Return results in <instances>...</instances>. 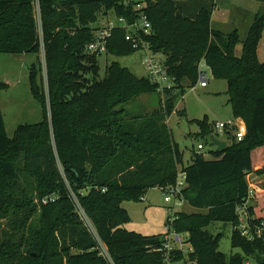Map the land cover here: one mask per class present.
I'll return each mask as SVG.
<instances>
[{
    "label": "trees",
    "instance_id": "16d2710c",
    "mask_svg": "<svg viewBox=\"0 0 264 264\" xmlns=\"http://www.w3.org/2000/svg\"><path fill=\"white\" fill-rule=\"evenodd\" d=\"M39 6L41 29L34 0H0V53H43L46 71L43 76L40 63L31 68L41 123L20 125L10 138L0 108V264H162L160 250L172 233L187 234L184 246L191 248L188 255L174 249L173 264L250 259L264 264V234L253 240L243 236L238 211L248 202L247 177L264 174V163L256 158L264 153V62L258 57L264 16H256L238 57L239 32L225 34L212 26L214 0H39ZM141 12L153 29L146 40L164 56L174 80L171 89L160 92L149 78H138L117 62L108 64L102 77L100 57L88 51L101 14L132 21ZM125 34L114 31L107 56L137 52ZM203 63L215 80L227 83L228 105L233 118L244 122L246 136L237 141L226 132L225 150L216 149L208 160L193 149L185 166L167 119L180 96L198 84ZM6 87L0 82V91ZM145 95L159 98L151 113L128 108ZM191 123L199 127V138H221L207 117ZM180 171L186 175L181 198L199 212H177L167 221V234L127 231L131 220L123 204L141 201L151 189L175 186ZM263 199L245 210L253 233L264 224ZM214 223L233 227L232 248L242 253L220 252L222 234L209 231ZM98 239L111 262L101 256Z\"/></svg>",
    "mask_w": 264,
    "mask_h": 264
},
{
    "label": "rangeland",
    "instance_id": "374dc122",
    "mask_svg": "<svg viewBox=\"0 0 264 264\" xmlns=\"http://www.w3.org/2000/svg\"><path fill=\"white\" fill-rule=\"evenodd\" d=\"M143 2L144 0H135ZM216 8L212 17L213 28L225 34L238 31L241 43L236 48L238 57L242 54L243 42L246 40L250 28L257 15L264 16V3L259 0H214ZM108 15H100L98 24L95 27L105 25ZM260 60L264 62V33L260 44ZM145 53L137 51L133 55L116 57L101 56L99 58L101 76L105 75L106 66L112 62H117L121 66L129 69L138 78H148V74L143 66ZM161 59L163 55L159 54ZM42 65L43 76L46 75L44 54L9 55L0 53V82L7 87L0 91V108L4 119L5 129L8 136L13 137L16 129L24 124H38L43 121V107L32 94L31 68L34 65ZM45 78V77H44ZM227 83L215 80L209 70V85L207 88L197 84L194 88L188 89L186 94L178 99L175 112L167 119V124L172 131L175 142L184 152L185 165L190 160L193 149L199 144L204 145V153L207 159H211V152L217 148L211 141L199 138V127L191 123L194 120L208 118L210 123L225 122L232 119V108L228 105L226 95ZM159 98L157 95L141 96L128 108L140 112L145 108L152 112L158 107ZM186 113L182 115V113ZM225 138L224 136L219 139ZM232 141L229 140V145ZM264 163V153L256 155ZM261 176V175H257ZM264 177V174L262 175ZM252 188V174L247 177ZM253 189V188H252ZM255 199L250 200V205H258L257 197H264V182L256 184L254 187ZM165 194L162 190L155 188L147 192L139 202H125L123 208L128 211L130 223L125 225V229L130 232L139 233L144 236H156L167 234L169 229L167 221L172 216L171 207L164 201ZM264 206V199L262 201ZM190 208L184 205L179 211L186 212ZM193 213L199 210L192 208ZM4 228L6 223L3 222ZM7 229V227L5 228ZM209 231L214 235L222 234L220 240V252L227 256L242 253L239 249H233L231 239L233 227L229 224L214 223L209 227ZM172 235V234H171ZM183 239H188V235H181ZM175 246H179L176 245ZM107 249V248H106ZM190 246H185V254L188 255ZM100 251L102 252L101 248ZM108 252V251H107ZM102 256V255H101ZM106 256V255H105ZM104 257V256H102ZM109 261V260H108ZM177 264H187L181 262ZM188 264H191L188 262ZM248 264H258L250 259Z\"/></svg>",
    "mask_w": 264,
    "mask_h": 264
},
{
    "label": "built area",
    "instance_id": "2783aa9c",
    "mask_svg": "<svg viewBox=\"0 0 264 264\" xmlns=\"http://www.w3.org/2000/svg\"><path fill=\"white\" fill-rule=\"evenodd\" d=\"M135 0H126L127 3ZM137 2V1H135ZM35 13L38 19V25L41 29L40 22V6L39 0H34ZM143 3L137 5L138 11L143 10ZM108 19L103 26L97 27L98 29L95 32V39L89 45L88 51L90 54L101 56H107L108 54V45L109 41L113 36V33L116 29H121L125 31V40L130 43L132 48L135 51H143L145 53L143 66L148 74V78L159 86V91H164L165 88L171 89L174 83V80L170 78L167 74V69L165 67V59H161L159 54L154 53L151 49L149 42L146 38H149L153 34V29L148 17L144 12H141L135 20L129 21L126 17H118L115 14L110 13ZM46 76V75H45ZM198 84L202 88H207L209 84V69L203 63L200 66L199 71V82ZM215 130L220 136H225L226 132H231L237 141H241L246 136V126L244 122L240 119L232 118L225 122H215ZM204 145L199 144L197 148L198 153H203ZM186 188V175L180 171L177 183L175 186L163 189L162 191L165 194L164 201L171 207L169 211L171 212L170 221L175 219V214L184 206L185 202L181 198L182 190ZM254 198V191L251 189L248 196V202L238 211L240 213V226L242 230V235L246 236L249 240H253L255 236L261 237L264 234V224L263 226L256 227V231L253 233L249 226L246 223L245 210L249 206L250 200ZM46 203V201H44ZM78 207V212L81 219L84 221L87 228L90 230L94 236L97 237V233L83 212L79 207L78 202L76 201ZM99 249L101 248V255L104 256L107 260L111 262L109 253L107 252L104 244L98 239ZM179 245V246H175ZM179 248L184 250V240L177 234L172 233L167 237V243L164 245L162 251L164 255V262L162 264H173L170 259V253L174 249ZM106 255V256H105Z\"/></svg>",
    "mask_w": 264,
    "mask_h": 264
},
{
    "label": "crops",
    "instance_id": "0c3cea01",
    "mask_svg": "<svg viewBox=\"0 0 264 264\" xmlns=\"http://www.w3.org/2000/svg\"><path fill=\"white\" fill-rule=\"evenodd\" d=\"M212 26H213V22H212ZM261 42H262V40H261ZM261 42H260V44H261ZM260 44H259V48H258V57H259V59H260V54H259V50H260ZM23 55H20V57H22ZM209 85V84H208ZM201 87V86H200ZM233 114V113H232ZM232 118H233V115H232ZM220 140H223V139H220ZM224 141V140H223ZM195 150H196V148H195ZM197 151V150H196ZM204 151H205V149L203 150V154L205 155V158H206V154L204 153ZM184 153V152H183ZM184 157H185V154H184ZM191 159H192V153H191V156H190V160H189V162L187 163V165L191 162ZM207 159V158H206ZM212 159V158H211ZM211 159H208V160H211ZM185 162V161H184ZM187 165H185V166H187ZM250 176V175H249ZM252 188L254 189V187L256 186V184H259V183H263L264 182V177L261 175V176H257L256 174H252ZM250 186V190L252 189L251 188V185H249ZM252 189V190H253ZM254 191V190H253ZM186 205V204H185ZM249 205H250V203H249ZM192 211V207H190L187 211H186V213H188V214H193V212H191ZM185 247V246H184Z\"/></svg>",
    "mask_w": 264,
    "mask_h": 264
},
{
    "label": "water",
    "instance_id": "95a60500",
    "mask_svg": "<svg viewBox=\"0 0 264 264\" xmlns=\"http://www.w3.org/2000/svg\"><path fill=\"white\" fill-rule=\"evenodd\" d=\"M211 142L218 150L223 151L227 148V143L223 140L212 138Z\"/></svg>",
    "mask_w": 264,
    "mask_h": 264
}]
</instances>
